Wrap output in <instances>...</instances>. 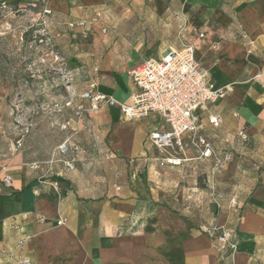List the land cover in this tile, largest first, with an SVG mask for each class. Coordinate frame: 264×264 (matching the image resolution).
<instances>
[{"label":"crops","instance_id":"crops-1","mask_svg":"<svg viewBox=\"0 0 264 264\" xmlns=\"http://www.w3.org/2000/svg\"><path fill=\"white\" fill-rule=\"evenodd\" d=\"M17 2L3 0L1 5L9 8ZM134 2L128 27L125 23L117 29L120 37L103 39L107 50L99 61L96 91L128 103L134 88L128 70L147 57H159L169 47H180L182 32L184 42L194 44L196 58L207 63L210 80L225 91L229 89L216 100L222 107H215L208 118L216 115L226 122L228 113L233 112L236 125L247 123L249 132L264 144V0ZM46 5L56 15L71 18L68 0H46ZM107 13L108 8L103 10L104 17ZM173 14L181 17L173 21L180 41L177 47L166 44ZM123 16L122 10L115 14L114 26ZM125 31H146L148 38L137 37L131 51L118 52L126 47L121 34ZM92 47L98 51L100 46L93 42L88 49ZM143 47L163 49L146 56ZM123 70L126 77L120 76ZM107 107L113 117V139L105 137L103 130L98 152L92 154V149L78 141L81 123L74 138L81 147L74 168L67 169L62 161L54 163L48 176L64 180L61 199L48 185L39 184L45 167L33 170L29 163L47 160L62 139L44 158H32L19 150L0 163V178L7 174L12 179V187L0 188V264H22L24 259L27 264H264L263 158L250 154V162L242 170L240 217L235 225L229 224L237 235V248L223 253L180 202L156 201L150 184L158 170H179L205 158L189 149L180 166H158L155 158L160 154L148 135L155 127L165 128L162 120L157 115L134 120L123 117L128 124L122 126L119 107L101 108ZM206 108L199 109V118ZM144 125L150 127L141 129ZM201 129L200 124L203 134ZM21 144L22 139L18 146ZM73 155L71 152L65 158ZM254 159L257 166L251 162ZM59 216L66 218L64 223L57 224Z\"/></svg>","mask_w":264,"mask_h":264},{"label":"rangeland","instance_id":"rangeland-1","mask_svg":"<svg viewBox=\"0 0 264 264\" xmlns=\"http://www.w3.org/2000/svg\"><path fill=\"white\" fill-rule=\"evenodd\" d=\"M68 1L71 18L68 14L45 12L49 9L46 0H18L9 8L1 5L3 0H0V163L19 150L32 158L46 157L68 132L62 128V123L69 118L74 119L78 129L81 123L84 124L78 133V141L85 148L92 149V154L98 152L103 130L109 139L115 135L110 109H102L103 106L97 110L89 109V101L81 99L80 93L90 82H97L99 61L107 50L103 39L111 37L113 41L120 37L117 29L125 23L127 26L124 27H128L129 9L135 5V0ZM107 8L104 17L103 10ZM96 9L102 13L101 19L90 22L92 15H89ZM121 10L125 16L114 26L112 19ZM178 18L181 17L176 14L170 17L166 43L175 47L180 41L173 21ZM81 20L84 24L78 23ZM121 34L125 35L127 43L118 52L131 51V44L137 37L148 38L146 31ZM182 35L179 33L184 42ZM93 42L99 43L98 51L95 47L88 49ZM162 49L143 47L142 52L150 56ZM126 56L128 60L129 54ZM202 66L208 71L207 63ZM125 70L120 76L126 77ZM227 91L229 89L224 96ZM210 103L200 114L201 130L215 152L219 155L230 153L231 160L215 169L213 159L207 158L190 162L179 170L171 169L165 173L158 170L152 177L153 182L150 181L156 201L166 203L172 199L180 202L187 215L196 217L198 227L204 233H207L202 229L204 226L220 222L222 218L220 223L228 227L231 222L236 224L241 210L238 201L244 194L242 170L250 162L248 158L252 153L264 160V144L249 132L247 123L236 125L237 116L233 112L228 113L226 122L220 120V124H209L208 116L218 107L219 101ZM79 104H83L86 110L78 122L74 112ZM58 106L62 109L58 110ZM222 109L226 111L224 107ZM119 119L122 126L128 124L122 114ZM149 127L144 125L141 129ZM19 139L23 141L21 146L17 144ZM149 152L153 153L152 150ZM251 162L258 165L255 159ZM260 169L264 170V166ZM47 180H56L60 188L65 185L64 180L56 175Z\"/></svg>","mask_w":264,"mask_h":264},{"label":"built area","instance_id":"built-area-1","mask_svg":"<svg viewBox=\"0 0 264 264\" xmlns=\"http://www.w3.org/2000/svg\"><path fill=\"white\" fill-rule=\"evenodd\" d=\"M44 11L49 13V9ZM101 16V11H95L90 22L100 20ZM78 23L84 24V21ZM128 75L134 86L128 103H121L112 96L97 92L94 81L80 93V98L89 101L88 107L91 110H97L105 105H116L128 120L157 115L165 128L155 127L149 132L148 139L160 154L155 158L160 167L181 165L185 160L183 154L189 149L194 150L199 158L213 159L214 169L231 160L230 153L223 155L216 153L211 143L199 131V109L221 98L225 87H219L210 80L208 71L195 56L193 43L181 42L180 47H169L159 57H147L130 68ZM61 109L62 107L58 106V110ZM85 110L83 104L76 105L74 113L78 122ZM219 120L220 117L216 115L209 117L213 125H217ZM62 128L68 129V132L52 149L50 157L45 161L29 163V168L33 170L45 167L46 177L40 178L39 184L48 185L58 200L62 197V190L56 180H47L48 175L51 174L56 161H62L67 169L72 170L76 153L81 150L79 143L74 140L79 131L74 119H66L62 123ZM20 143L21 139L17 144ZM71 152L74 155L65 158ZM129 162L132 163V160ZM1 187L5 189L12 187L10 175L5 174L0 178ZM65 220V217L59 216L57 224H62ZM202 229L214 237L219 251L233 253L236 250L237 235L233 228L215 221ZM21 263L28 262L24 259Z\"/></svg>","mask_w":264,"mask_h":264},{"label":"bare ground","instance_id":"bare-ground-1","mask_svg":"<svg viewBox=\"0 0 264 264\" xmlns=\"http://www.w3.org/2000/svg\"><path fill=\"white\" fill-rule=\"evenodd\" d=\"M203 109H204V107H203ZM124 117V116H123ZM125 118V117H124ZM126 119V118H125Z\"/></svg>","mask_w":264,"mask_h":264}]
</instances>
